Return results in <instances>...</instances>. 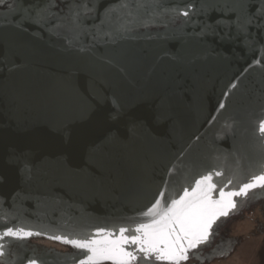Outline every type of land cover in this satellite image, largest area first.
I'll use <instances>...</instances> for the list:
<instances>
[{
	"label": "rangeland",
	"instance_id": "374dc122",
	"mask_svg": "<svg viewBox=\"0 0 264 264\" xmlns=\"http://www.w3.org/2000/svg\"><path fill=\"white\" fill-rule=\"evenodd\" d=\"M208 3L0 0V234L34 233L0 239V264H79L50 237L134 228L160 191L178 199L209 172L225 191L264 174V0H245L246 27L205 15ZM122 23L126 38L104 34ZM110 135L126 139L111 165L97 145ZM79 181L94 199L96 187L114 190L93 218L75 203ZM233 200L181 264H264V188Z\"/></svg>",
	"mask_w": 264,
	"mask_h": 264
},
{
	"label": "snow or ice",
	"instance_id": "6c2138e0",
	"mask_svg": "<svg viewBox=\"0 0 264 264\" xmlns=\"http://www.w3.org/2000/svg\"><path fill=\"white\" fill-rule=\"evenodd\" d=\"M246 5L245 0H215V3H208L201 9L205 15L217 13L220 19L227 20L240 27H246L251 23V16L244 15ZM126 7L125 3H120L117 9ZM111 8V5H109ZM108 11V8L105 9ZM71 21L74 28L81 27V13L77 8L70 9ZM236 20H232V16ZM189 17L190 12L186 8L182 13ZM32 23H40L39 19H33ZM104 22L103 19L101 21ZM132 31L128 23H122L111 35L113 41L126 38V33ZM79 32L76 33L78 37ZM235 87V85H233ZM227 95V93H225ZM224 104L219 105L224 108ZM259 134L264 138V121L259 123ZM70 139V137H69ZM17 160L27 161V156L21 154L15 157ZM165 179L164 184L170 182L171 175ZM222 173L215 171L201 175L195 179V186H186L183 195L179 198H172L169 202L167 193L160 191L158 197L154 198V203L147 210L142 211L140 216L148 218L147 222H140L134 228L120 226L116 228H98L91 235L85 234L80 238H68L62 236L50 237L66 245H70L78 250L79 264H156V262H166V264H181V261L189 259L190 250L197 249L198 246L206 245L214 235L213 224L219 217L227 216L229 209H234L236 203L234 197L246 196L251 190L264 188V174L253 176L248 182L239 186L238 190L225 191V186H220L214 182V176L220 177ZM230 179L228 184H232ZM218 192V198L214 193ZM34 235L31 231H26L22 227L7 228L0 234V239L11 237L14 239H26ZM40 235V233H35ZM134 246V247H133ZM3 245H0V256H4ZM29 264H37L35 259Z\"/></svg>",
	"mask_w": 264,
	"mask_h": 264
},
{
	"label": "bare ground",
	"instance_id": "6f19581e",
	"mask_svg": "<svg viewBox=\"0 0 264 264\" xmlns=\"http://www.w3.org/2000/svg\"><path fill=\"white\" fill-rule=\"evenodd\" d=\"M104 131H107L108 133L109 129H105L101 132L104 133ZM125 140L126 139L124 137H121L120 135H110V137L106 138V141L98 140L97 145L99 149L106 147V149H109L111 152H113L112 154H110L112 158H109L104 153L99 155L100 158L105 163H109L111 165L112 159L117 157V152H119V149L125 147V145L123 144ZM98 175L101 176L103 174L99 172ZM95 189H97L96 192L91 189V191H93V195L95 196L94 199V197L91 195L92 192H90L87 182H78L77 197L75 198L77 202L75 203L77 204V206L82 205L83 208L87 211L83 213L86 219L93 218L95 215H98V212L105 208L102 200L106 199V197H109V195H111L110 193L114 191L113 189L107 187H103L101 189L96 187Z\"/></svg>",
	"mask_w": 264,
	"mask_h": 264
}]
</instances>
